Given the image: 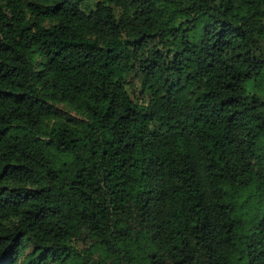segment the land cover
I'll use <instances>...</instances> for the list:
<instances>
[{"label": "trees", "instance_id": "1", "mask_svg": "<svg viewBox=\"0 0 264 264\" xmlns=\"http://www.w3.org/2000/svg\"><path fill=\"white\" fill-rule=\"evenodd\" d=\"M82 3L0 0V264H264V0Z\"/></svg>", "mask_w": 264, "mask_h": 264}, {"label": "rangeland", "instance_id": "2", "mask_svg": "<svg viewBox=\"0 0 264 264\" xmlns=\"http://www.w3.org/2000/svg\"><path fill=\"white\" fill-rule=\"evenodd\" d=\"M96 0H83L82 7L92 6ZM112 6L115 9V12L118 13V8L115 7L113 4ZM127 81V87L133 97L134 100L138 102H142L146 95L141 92L139 87V78L135 75L134 72H128L125 76ZM54 110L57 112L58 117L64 121H70L71 123H77L85 121L86 118L78 112L73 106L67 103H55L53 105ZM252 185L246 186L244 189H250Z\"/></svg>", "mask_w": 264, "mask_h": 264}]
</instances>
